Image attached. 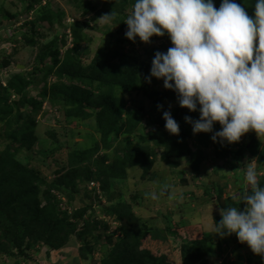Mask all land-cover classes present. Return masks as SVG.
Masks as SVG:
<instances>
[{"label":"rangeland","instance_id":"obj_1","mask_svg":"<svg viewBox=\"0 0 264 264\" xmlns=\"http://www.w3.org/2000/svg\"><path fill=\"white\" fill-rule=\"evenodd\" d=\"M109 1L41 0L27 12V4L21 0H0V94L6 93L1 86L5 87L8 81L21 75L29 82L40 81V85L29 87L27 95L41 99L39 93L44 83L52 84L55 78L48 75L45 82L41 81L44 69L36 68V57L56 34L61 38L65 33L68 40L65 46L60 42L58 46L51 43L52 49L57 48L60 58H64L68 49L76 45L71 41L69 25L75 21L87 22L91 29L83 25V40L79 43L83 63L89 65L100 46L106 47L109 53L123 48L128 80L140 88L128 92L121 88L116 100L126 111L123 123L127 124L131 110L141 116L130 135L112 131L107 148L102 146L95 127L67 126L65 117L48 101L37 110L25 103L28 118L19 120L16 106L22 95L14 93L10 97L9 104L15 105L12 107L15 120L10 135L4 139L3 127L9 122L0 119V153L6 145H13L16 160L39 171L48 185L71 171L73 160H76L72 152L78 154L83 148L100 150L92 157V163L87 162L89 155L86 154L85 161L79 165V173L87 176L92 172L94 177L89 182H80L74 199L68 196L69 191H53L60 199L59 216H69L76 229L67 232L66 226L61 227L54 231L51 243L43 240L45 235L41 233L35 242L26 246L31 241L27 237L20 250L17 243H4V250L9 252L1 253L4 250L0 249V264H182L180 246L184 240L202 238L208 254L194 259V264H264V256L254 254L235 234L224 238L212 234L215 222L222 219L220 209L235 207L240 203L237 194L249 189L242 166L252 164L264 187V135L259 138L251 131L240 142L228 144L213 142L212 133L194 134L185 117L197 120L200 113L182 108L177 94L166 89L163 81L157 79L156 82L155 78L149 83L147 79L155 53L167 52L172 47L170 38L154 36L150 44L140 46L126 38L120 23L97 22L103 16L98 13L99 8ZM133 7L126 6L125 15H130ZM61 12L64 13L61 24L52 27L40 20ZM127 16L116 14L117 20L123 23ZM29 22H34V26L25 25ZM25 33L36 37L37 44H25ZM119 39L125 42L120 44ZM51 64L52 60L46 58L44 67ZM115 64L120 65V59ZM164 112H171L178 122V136L166 130ZM134 119L133 116L132 121ZM31 121H34L36 140L19 141L15 135L18 125L25 126ZM220 129L217 123L215 131ZM52 130L56 136L48 140ZM78 143L79 151L75 150ZM76 163L74 161V165ZM63 167L64 172L60 171ZM40 185L41 191H45L46 185ZM241 206L243 211L246 205L241 203ZM65 234L69 236L64 237Z\"/></svg>","mask_w":264,"mask_h":264},{"label":"clouds","instance_id":"obj_2","mask_svg":"<svg viewBox=\"0 0 264 264\" xmlns=\"http://www.w3.org/2000/svg\"><path fill=\"white\" fill-rule=\"evenodd\" d=\"M254 10L253 18L237 0H222L219 8L214 0H135L124 22L126 38L133 42L170 38L172 47L155 53L148 82L162 80L182 108L199 112V119L185 120L194 134L212 133L213 142L235 144L251 131L264 135V0H256ZM115 18L113 11L97 22L110 24ZM163 118L166 130L178 136L180 126L171 112ZM242 167L249 189L237 195L246 207L221 208L212 234H235L264 256V187L252 164Z\"/></svg>","mask_w":264,"mask_h":264},{"label":"trees","instance_id":"obj_3","mask_svg":"<svg viewBox=\"0 0 264 264\" xmlns=\"http://www.w3.org/2000/svg\"><path fill=\"white\" fill-rule=\"evenodd\" d=\"M21 1L27 4V9L25 8V10L28 12L37 3H40L41 0ZM221 2L222 0H214L217 8H219ZM237 3L241 4L248 14L254 18L256 0H237ZM134 4L135 0H110L109 4H105L103 8L102 6L99 8L98 13L100 12V15H105L111 14L114 11L116 14L121 13L125 18L127 16L124 11L125 7L128 5L133 6ZM89 6H92V4L89 3ZM40 20L48 22L53 27L56 23H63L64 13L61 12L60 15L54 13L45 18H40ZM113 21L120 23L126 33L128 26L123 21L119 22L117 18ZM33 24L34 22H29V24L25 25ZM83 25L87 29H91L87 22L82 24V22L75 21V23L69 25L71 41L76 45L72 49H68L64 58H60L58 49L55 48L53 50L52 45L58 46L60 42V45L65 46L68 42L65 33L61 38L56 34L55 38L49 42L50 45H46L45 49L41 50V54L36 57V68L43 67L44 69V77L41 78V81L45 82L48 75H53L55 78L52 84L44 83L39 93L41 99L35 100L28 98L29 96L27 95L29 87L38 83L40 85V81L29 82L23 76L18 75L8 81L5 87L1 86V89L6 93L0 94V119L9 122L3 127L2 135L5 136L2 138L7 139L10 135L8 134L9 130L13 129L12 121L15 119L12 117V107L15 105L9 104V101L14 93L22 95L20 103L16 106L18 119L21 121L26 120L29 114L26 109L24 110L25 103H30L37 110L42 108L44 101H48L51 106L65 117L66 125L69 124L67 126L75 128L83 125L95 127L96 133L101 136L102 146L104 147H109L112 131H116V133L123 132L126 135H130L134 131L135 126H137V123L141 119L140 114L136 110H131L128 113L127 124L123 123L126 111L122 107L124 105L120 106V102L116 100L119 89L123 88L124 92H128L140 88L128 80L127 69L124 68L126 60L123 57V48L119 47L114 53H109L106 47L100 46L97 48L90 64L86 66L79 51V43L83 40ZM63 27L66 28V25H63ZM34 39L36 37L28 36L27 33L23 35L25 44H37ZM117 41L120 44L125 42L124 39ZM135 43L140 46L145 44L138 37ZM73 53H76V55ZM48 57L52 60V64L45 65L44 67L45 60ZM119 59L120 65H116L115 63ZM151 67L152 65H149L147 76H150ZM152 80L154 81L155 78L153 77ZM160 81L162 82V80ZM118 100L122 101L121 99ZM133 116L135 119L132 121ZM34 127V121L25 123V126L18 125L15 135L22 142L36 140ZM51 136L54 139L56 136L55 130L50 131L47 139L50 140ZM12 146L10 144L6 145L5 150L0 153V249L4 250L6 246H3V244H9L12 241L11 244L15 245L17 243L16 247L20 250L22 248L21 243L27 237L31 241L27 242L26 246L35 242L36 236L41 233L45 235L43 236V240L51 243L54 239L52 236L54 231L61 230L63 226H66L67 232L74 231L76 225L73 224L70 217L67 215L59 216L58 207L60 199L53 191H57L58 193L69 191L68 196L70 195V199H74L78 195L79 184L89 182L94 177L92 172L87 176L79 173L81 169L79 165L85 161L86 154L89 155L87 156V162L92 163V157L100 149L83 148L78 154H76L77 152H72V156L76 160H73L71 171L65 175L61 174L54 183L48 185L41 178L39 171L28 168V166L16 160V151L12 150ZM75 146V150L79 151V143L75 144ZM74 161H77L76 165H74ZM42 163L44 162L42 161ZM13 166L14 168H11ZM9 169L13 170V172L5 173ZM64 170L65 167L61 168L60 171L64 172ZM40 183L46 185L45 191H41ZM76 192L77 194L74 195ZM235 207L241 208L242 206L240 203H237ZM85 211L86 208L81 212L84 213ZM67 232L65 231V233ZM170 235L180 237L173 232H170ZM63 236L67 237L69 234ZM49 237L52 238L49 239ZM13 239L16 242H13ZM207 250L204 238L189 241L184 240L180 246L182 264H194L192 261L200 259L204 256V253L208 254ZM6 252L9 251L4 250L1 253ZM155 262L157 263L156 260Z\"/></svg>","mask_w":264,"mask_h":264}]
</instances>
